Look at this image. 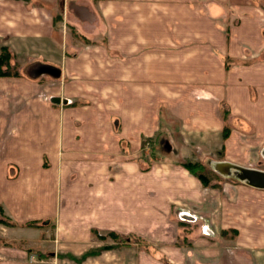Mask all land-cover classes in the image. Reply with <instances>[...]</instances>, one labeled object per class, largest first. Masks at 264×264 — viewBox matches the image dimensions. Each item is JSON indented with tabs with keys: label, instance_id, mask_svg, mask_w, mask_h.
Returning <instances> with one entry per match:
<instances>
[{
	"label": "rangeland",
	"instance_id": "rangeland-1",
	"mask_svg": "<svg viewBox=\"0 0 264 264\" xmlns=\"http://www.w3.org/2000/svg\"><path fill=\"white\" fill-rule=\"evenodd\" d=\"M16 1L29 9L47 8L41 20L53 25L52 44L35 42L28 61L0 40V54L2 47L11 53L8 68L1 70L6 75L0 77L24 76L43 86L61 82L60 69L49 60L60 59L62 48L92 55L96 51L87 52L86 46L102 45L109 57L119 56L112 38L121 37L108 29L114 22L115 0ZM250 2L260 10L264 25V3ZM228 17L230 24L240 21ZM261 55L231 64L258 67L264 51ZM256 75L251 70L237 76L254 82ZM47 94L40 97L50 101ZM129 98L105 96L104 149L97 142L62 144L53 160L60 191L56 215L46 214V206L41 212L34 207L24 211L0 199V217L6 220L0 222V264H264V187L242 186L220 172L232 164L264 174V142L244 143L238 135L228 147L235 130L247 127L226 109H221V129L198 130L184 126L164 108L154 120L141 104L133 112L127 108ZM61 103L68 102L64 98ZM135 123L138 133L132 129ZM87 146L98 151H87ZM43 162L41 182L51 187L45 173L51 165ZM18 176L10 161L8 181ZM49 176L53 179L54 173ZM47 191L41 193L49 198L52 193Z\"/></svg>",
	"mask_w": 264,
	"mask_h": 264
},
{
	"label": "crops",
	"instance_id": "crops-1",
	"mask_svg": "<svg viewBox=\"0 0 264 264\" xmlns=\"http://www.w3.org/2000/svg\"><path fill=\"white\" fill-rule=\"evenodd\" d=\"M113 3V14L105 6L102 9L113 15L114 22L108 29L121 37L120 41L112 38L119 56L109 57L102 45H87V52L96 51L92 55L62 48L60 59L49 60L60 69L61 82L43 86L40 81L24 76L0 77V199L9 201L8 205L11 201L14 208L22 207L26 211L34 207L39 212L46 206L49 216L59 212L60 191L53 160L67 142H97L104 149L106 139L102 132L106 124L102 114L109 93L128 95L127 108L138 111L141 104V109L152 112V120L164 108L184 126L198 130L221 129V109H226L247 127V130H235L236 134L227 141L228 147L238 140V135L244 143L264 142V58L257 61L258 67L240 65L239 68L231 64V60L252 55L261 58L264 51L261 12L250 0H115ZM43 13H49L47 8L29 9L20 1L0 0L1 45L29 61L35 42L52 44L53 25L50 21L42 22ZM230 15L240 21L230 24ZM251 70L257 74L254 82L237 76ZM44 91L48 92L50 101L40 97ZM58 96L68 103L62 105ZM73 101L85 105L73 106ZM114 101L119 105L122 102ZM59 116L62 120L58 122ZM138 128L135 123L132 129L138 133ZM87 148L98 151L97 147ZM44 159L51 165L45 170L51 187L41 182ZM10 161L19 175L13 182L7 178ZM52 173L53 179L48 177ZM43 188L46 192L49 188L52 193L49 198L41 193Z\"/></svg>",
	"mask_w": 264,
	"mask_h": 264
},
{
	"label": "water",
	"instance_id": "water-1",
	"mask_svg": "<svg viewBox=\"0 0 264 264\" xmlns=\"http://www.w3.org/2000/svg\"><path fill=\"white\" fill-rule=\"evenodd\" d=\"M224 167V166H223ZM227 172H223L220 169V172L226 177H234L235 179L240 180L243 183L252 185L254 187L263 186L264 187V174L256 171H249L242 168L234 166H226Z\"/></svg>",
	"mask_w": 264,
	"mask_h": 264
},
{
	"label": "trees",
	"instance_id": "trees-1",
	"mask_svg": "<svg viewBox=\"0 0 264 264\" xmlns=\"http://www.w3.org/2000/svg\"><path fill=\"white\" fill-rule=\"evenodd\" d=\"M1 54H0V75H6L4 73H2V67H6L8 68V58L9 56H11L9 50L5 47H2L1 48ZM198 177L201 179V180H204V179H207L205 176H203V174H198ZM5 218L3 217H0V222H5ZM8 223V222H7Z\"/></svg>",
	"mask_w": 264,
	"mask_h": 264
},
{
	"label": "bare ground",
	"instance_id": "bare-ground-1",
	"mask_svg": "<svg viewBox=\"0 0 264 264\" xmlns=\"http://www.w3.org/2000/svg\"><path fill=\"white\" fill-rule=\"evenodd\" d=\"M221 169H222L223 172H227V171H226V170H227V167H226V166L221 167Z\"/></svg>",
	"mask_w": 264,
	"mask_h": 264
}]
</instances>
